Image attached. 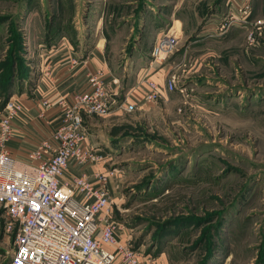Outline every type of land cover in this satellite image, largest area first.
Masks as SVG:
<instances>
[{"label":"rangeland","instance_id":"1","mask_svg":"<svg viewBox=\"0 0 264 264\" xmlns=\"http://www.w3.org/2000/svg\"><path fill=\"white\" fill-rule=\"evenodd\" d=\"M225 1L202 2L192 24L183 25L179 11L174 26L166 25L175 36L165 60L174 70L172 91L145 110L84 117L89 137L110 154L102 170L119 172L113 219L121 239L160 264H264V27L256 43L247 40L254 22L264 20L257 16L264 0H244L250 13L242 29L232 24L235 3ZM111 6L0 0V107L36 77L26 41L55 43L72 33L91 45L102 10L107 35L128 26L123 13L139 14L116 5L113 17ZM211 13L219 21L200 40ZM124 59L116 60L118 69ZM25 76L29 81L20 80ZM14 236L0 217V264H9Z\"/></svg>","mask_w":264,"mask_h":264},{"label":"built area","instance_id":"2","mask_svg":"<svg viewBox=\"0 0 264 264\" xmlns=\"http://www.w3.org/2000/svg\"><path fill=\"white\" fill-rule=\"evenodd\" d=\"M232 1L237 14L232 24L242 27L248 23L250 7L244 0ZM253 25L254 31L247 33L250 44L257 42L255 32L260 33L264 22L257 20ZM174 44L173 33L162 31L154 41L151 62L163 63ZM40 70L49 73L46 61ZM141 84L145 87L143 101L153 102L174 89L175 76L160 84L146 74L137 85ZM116 95L120 94L109 91L99 69L88 74L85 88L43 100L42 108L56 106L61 111L60 120L52 132L34 142L25 160L12 157L5 145L21 105L9 97L0 107V217L5 230H15L9 264H145L150 260L121 239L120 225L113 219L116 201L107 182L119 172L101 170L93 178L67 173L71 164L78 168L104 164L110 156L91 143L84 117L135 110V102L126 103V97L118 102Z\"/></svg>","mask_w":264,"mask_h":264},{"label":"crops","instance_id":"3","mask_svg":"<svg viewBox=\"0 0 264 264\" xmlns=\"http://www.w3.org/2000/svg\"><path fill=\"white\" fill-rule=\"evenodd\" d=\"M108 1L112 5L111 10L110 7L109 10L110 15H113V17L118 14L116 5L124 10L129 5H132L133 8L138 7L139 14L133 12L129 14L123 13L121 18H127L128 26L114 28L107 35L106 28L101 25L100 21L104 17L102 16V10V14L100 13L97 16L96 25L93 28L95 36L94 42L91 45H87L83 38L78 39L79 36L72 37V33L68 37H61L55 43L37 42L33 39L32 43L29 40L26 41L25 44L32 59L30 64L33 67L32 69H34L36 77L34 76V81L32 79L33 83L29 85L28 90H26V86H23L20 92L15 88L10 96L16 98L22 108L12 120V135L5 143L12 157L25 160L27 152L33 148L34 142L47 136L59 122L61 111L56 106H51L47 109L42 108V101L53 100L62 95L67 96L76 90L85 88L88 74L96 70H103L105 82L112 94L122 93L123 98L126 97V103H136L135 110H145L146 103L143 101L145 87L142 84L137 85L138 81L142 76L147 74L153 80L164 84L167 78L171 76V73L174 72L170 63L165 64L164 61L161 64H153L151 62L150 53L156 37L166 29V25L174 26L176 20L172 18L177 16L179 11H184V16L178 20L183 25L192 24L197 17H200L202 11L201 3L209 0ZM230 1L232 0H228V2ZM239 1L236 0V2ZM263 11L257 16L264 17ZM217 17L216 14L211 13L210 17L207 18L208 25H204L202 31L198 34L199 37H203H200V40L213 34V30L211 31L209 27L219 21ZM262 21L264 22L263 19ZM31 27L28 26L26 29L34 33V27ZM240 28L242 29V27ZM170 33H172L171 30ZM126 53L128 54L126 55ZM121 56L125 57L122 63L124 65L118 69L117 67L119 66L116 60ZM45 61L49 65L48 74L40 70L42 63ZM130 61H133L132 64H130ZM128 65H131L129 71L126 70ZM118 71H120V74H118ZM27 78L29 77L25 76L24 78H20V80L27 82L29 81ZM128 78H131V81L123 85L122 81ZM167 93H162L160 97H163ZM43 110V116H40L39 113ZM118 111L116 109L112 113ZM84 126L86 128L85 118ZM90 141L93 145L97 146L99 151L107 153L103 148L99 147V143L95 138L90 137ZM100 165L95 164L78 168L71 164L67 173H85L90 178H93L94 173L102 170ZM118 182V177H111L107 182L109 192L114 199L113 191ZM145 264L160 263L158 260L150 259Z\"/></svg>","mask_w":264,"mask_h":264},{"label":"trees","instance_id":"4","mask_svg":"<svg viewBox=\"0 0 264 264\" xmlns=\"http://www.w3.org/2000/svg\"><path fill=\"white\" fill-rule=\"evenodd\" d=\"M2 94H0V96H1ZM7 96V94L5 95V97Z\"/></svg>","mask_w":264,"mask_h":264}]
</instances>
